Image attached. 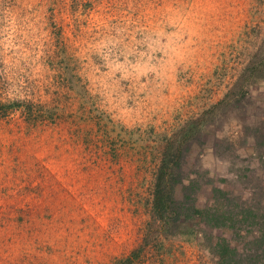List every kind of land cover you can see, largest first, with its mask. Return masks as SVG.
I'll return each instance as SVG.
<instances>
[{"label": "rangeland", "instance_id": "rangeland-1", "mask_svg": "<svg viewBox=\"0 0 264 264\" xmlns=\"http://www.w3.org/2000/svg\"><path fill=\"white\" fill-rule=\"evenodd\" d=\"M263 39L264 0H0V264H110L145 234L136 264H220L204 232L247 246L194 219L179 225L191 239L165 237L152 200L166 138L235 87ZM253 83L191 139L182 179L199 205L220 187L264 212Z\"/></svg>", "mask_w": 264, "mask_h": 264}, {"label": "trees", "instance_id": "trees-1", "mask_svg": "<svg viewBox=\"0 0 264 264\" xmlns=\"http://www.w3.org/2000/svg\"><path fill=\"white\" fill-rule=\"evenodd\" d=\"M243 67L235 87L229 88L219 102L213 104L199 117L188 120L174 135L166 138L154 180L152 213L159 224L160 232L165 237L178 234L191 239L196 232L192 229H180L179 225L180 220L186 222L194 219L210 227L220 226L225 230H232L237 239L242 238L248 243L247 246L244 244L243 247H239L231 244L224 236L213 240L211 233L204 232L207 234L206 240L210 249L216 253L220 264H264V212L256 205L240 204L236 197L228 195V190L220 187L213 189L215 196L213 204H197L194 192L201 187L195 188L194 184H190L187 188L182 179V169L186 160L185 154L192 149L191 139L200 133L201 124L209 120L215 109L230 108L235 95H245L253 82H259L264 78V39L262 45L252 53ZM35 105L33 101H13L8 104L10 107H21L29 123L45 122L46 112L39 108L35 109ZM253 132L258 138L260 132L257 127ZM243 227L246 230L244 233ZM253 228L258 229V235L250 238ZM146 245L148 234L143 237V243L132 249L128 255L116 258L110 264H136L142 260Z\"/></svg>", "mask_w": 264, "mask_h": 264}]
</instances>
